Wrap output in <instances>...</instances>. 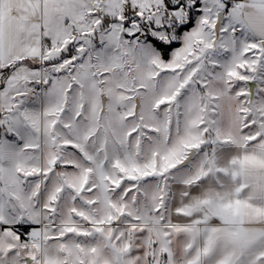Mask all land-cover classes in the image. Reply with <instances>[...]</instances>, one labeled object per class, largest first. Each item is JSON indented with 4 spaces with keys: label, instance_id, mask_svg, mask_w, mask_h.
<instances>
[{
    "label": "snow or ice",
    "instance_id": "6c2138e0",
    "mask_svg": "<svg viewBox=\"0 0 264 264\" xmlns=\"http://www.w3.org/2000/svg\"><path fill=\"white\" fill-rule=\"evenodd\" d=\"M0 264H264V0H0Z\"/></svg>",
    "mask_w": 264,
    "mask_h": 264
}]
</instances>
